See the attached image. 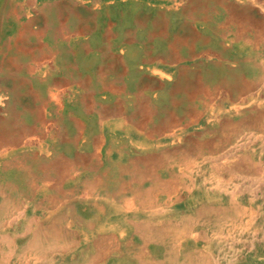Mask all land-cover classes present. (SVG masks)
Listing matches in <instances>:
<instances>
[{
	"label": "rangeland",
	"instance_id": "obj_1",
	"mask_svg": "<svg viewBox=\"0 0 264 264\" xmlns=\"http://www.w3.org/2000/svg\"><path fill=\"white\" fill-rule=\"evenodd\" d=\"M258 5L0 0V206L13 203L10 219H0L6 221L0 236L14 237L9 264H87L95 253L102 256L95 264H138L139 249L149 253L144 260L162 263L169 258L167 233L163 244L145 248L132 224L191 215L206 196L200 192L201 202L186 204L184 189L193 183L207 193L216 179L233 182L229 190H239L249 213L237 230H223L212 260L264 264V170L245 168L239 178L216 173L244 138L264 164V92L256 85L264 74V11ZM154 187L160 190L149 208L145 191ZM57 210L66 219H49ZM20 212L31 221L30 232L36 222L56 221L68 245L19 260L27 238L18 233ZM186 240L192 239L178 240L182 253L194 252Z\"/></svg>",
	"mask_w": 264,
	"mask_h": 264
},
{
	"label": "bare ground",
	"instance_id": "obj_2",
	"mask_svg": "<svg viewBox=\"0 0 264 264\" xmlns=\"http://www.w3.org/2000/svg\"><path fill=\"white\" fill-rule=\"evenodd\" d=\"M244 1L245 2L249 1V2L254 3L256 5H258V2H259L261 4V5H258L259 8L264 11V3L262 1H260V0H256V1L255 0H244ZM256 85L261 86L260 88H262V90L264 92V74L259 79V83H257ZM255 103H256V99H255ZM260 110H261V108H260ZM257 120H262V119H261V117H259V118H257ZM240 127L241 126L233 127L232 129H230V131L233 134H236V133H238V130H236V129H239ZM250 139L251 138H248V139L244 138L245 141H243V139H239V141L237 140L238 142L236 141L235 142L236 144L231 148V153H228L226 158H224L225 159L224 162L218 163V166L216 167V169H217L216 173H219V174L228 173L231 175H235L236 178H239V171H243V169H245V168H249V170L251 169L252 172L254 170H256L257 168H261L262 170H264V164L262 163L261 157L258 160H256L255 157L253 156L255 151L253 149H250L251 145H253V141ZM201 148H203V146H201L200 149ZM248 150H250L251 152L249 153ZM262 152H263V150L260 151V156H261ZM4 155L5 154H3L2 156H4ZM2 156H0V158H2ZM8 159H10V158H8ZM230 159L232 161H230ZM146 161H148V160H146ZM141 164H142V162H141ZM1 166H3V165H1ZM159 181H161V180H159ZM229 183L232 184L233 182L232 181L225 182V181H222L220 179H216L215 182L212 184V187L209 189V191H207V193L206 192L204 193L202 191V189H199V188L195 189L196 186L193 185V183L191 184V186L190 185L187 186L184 189V191H186V193H187L186 204L194 203L196 200L198 201L197 203L201 202V201H199V198L201 197L200 192L203 193L202 197L206 196L205 202L202 201L203 202L202 204L201 203H200V205L198 204L193 209L194 211L192 212L191 215H183L181 217H173L174 219H172L166 223L165 222L153 223L154 221L151 219L143 220V221H141V223L134 222L132 225H133L134 229L141 236V239L143 240V244H145V246H146L145 248H147L148 245H150V243L161 244L163 240H160V239L163 237L164 233H167V234H165L166 235L165 240L168 242V245H169V250L165 254V255H169V258L166 261H162V263H157V262H150L149 263L147 260H144V258L146 256H148L149 253L146 251V249H144L143 252H141V249H139L140 254H137L135 257L136 263H138V264H216V263H214V261H216V260H214V261L212 260L213 253H214V250L221 248L220 247V241L223 240L222 236H221L222 232H224L223 230L226 227H228L226 229H228L229 233H231L234 230H237L240 219H243V217L248 216V213H249V209L244 207L238 200V192L237 191H239V190L238 189H236L237 191L235 189L233 191L229 190V187L227 186ZM241 188H243V187H241ZM159 190L160 189L158 187H154V188H152V190L145 191L146 197H148L146 205L150 206L149 208H152L153 207L152 203H154V201L157 200V197H158L157 192H159ZM174 191H177V189H174ZM211 193L212 194L215 193L214 195H216V197H218L219 194H226L229 197V202L227 204H223V203H221V201H219V199L221 197L212 198ZM140 202H141V200H140ZM149 203H151V204H149ZM12 205H13V203L9 204V202H7V203H4L2 206H0V219H2V220L3 219H10V213H11L10 211H11ZM119 208L120 207H117L118 212H120ZM57 211H56L55 216H52V218H49V219L58 220V222H60V220L66 219V217H65L66 214H64L63 211H61V212H59V211L57 212ZM151 212L152 211H150L148 213H151ZM161 212H163V210L162 211L161 210L155 211V214L158 216ZM55 217H57V218H55ZM18 219H22V223H20L18 226V230L20 231L18 233H20L22 235L24 234V235H26L24 237H27L26 241L22 240V241H24V243L21 244V246H19V250L17 248V250L20 251V253L17 252L18 256L20 254L19 260L24 258L23 257L24 254H30V253H33L37 256L40 255L41 257H46L50 252L52 253V251H54V248L56 250H58V248H59V251H62L64 249V247H66L68 245V244H66V242L65 243L61 242V240H63L65 235L60 229L57 228L56 221L48 223V226H43L42 223L40 225L39 222H36L34 224L35 228L31 227V232H30L29 223L31 221L27 222L28 218L25 216L24 212L19 213ZM251 220H252V218L247 221V225H249L251 223ZM0 222H2V221H0ZM3 222H6V221H3ZM9 225H11V224H9ZM200 226H202L204 228V230L201 231L200 233H198L199 231H197V228ZM63 227H66V226H63ZM92 227H93V225H92ZM101 231H100V233H101ZM210 231H212L214 233L213 235L210 234L211 236L209 235ZM216 232H219L220 234H219V236L217 235L216 239H215V233ZM253 233H255V232H253ZM239 236H238V238H239ZM51 237L54 238V241L49 240V238H51ZM46 238H48V243L46 242ZM181 238L192 239L191 241L186 240V242L183 243V245L184 244L193 245L195 248L194 252H190V253H186V254L182 253V251H181L182 245L180 243H178V240L179 239L181 240ZM13 240H14V237L8 235L6 233V231H5V234L4 233L1 234V236H0V248H1V245L3 244L6 246L7 250L6 249H4V250L0 249V264H9L10 258L16 252V251L12 250ZM100 240H102L104 243L108 242V245L111 246V243L109 242L108 238L105 239V238L101 237ZM170 241H171V243H170ZM199 242L204 245L202 249L201 248L198 249L196 247V245H198ZM98 245H100L101 247L104 246L100 242H98L96 244V246H98ZM239 246H240V244H239ZM104 248H106V247H103V250H104ZM107 249H108V254H109L110 248L107 247ZM253 250H254V248H253ZM101 259H102V256L95 253L93 255V260L91 261V263H87V264H95L96 261L99 262ZM243 261H245V260H243ZM247 262H248V260H247ZM49 264H52V263L49 262Z\"/></svg>",
	"mask_w": 264,
	"mask_h": 264
},
{
	"label": "crops",
	"instance_id": "obj_3",
	"mask_svg": "<svg viewBox=\"0 0 264 264\" xmlns=\"http://www.w3.org/2000/svg\"><path fill=\"white\" fill-rule=\"evenodd\" d=\"M32 186H34V185H32ZM37 192H40V191H37ZM55 218H57V217H55ZM29 219V218H28ZM30 219H36V217L35 216H32ZM2 250V249H1Z\"/></svg>",
	"mask_w": 264,
	"mask_h": 264
}]
</instances>
